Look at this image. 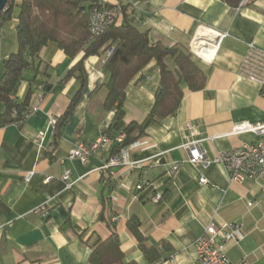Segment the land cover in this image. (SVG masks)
<instances>
[{"label":"crops","instance_id":"1","mask_svg":"<svg viewBox=\"0 0 264 264\" xmlns=\"http://www.w3.org/2000/svg\"><path fill=\"white\" fill-rule=\"evenodd\" d=\"M99 1L106 6L116 2ZM120 3L123 14L117 24L127 19L146 31L152 44L188 50L199 26L225 35L217 41L211 63L197 59L209 70L205 87L197 92L181 89L175 113L153 120L141 133L136 124L151 109L159 83L154 62L148 64L130 80L122 104L125 124L135 123L124 131L123 145L145 144L127 151L126 161L133 164L100 170L112 149L97 152L85 164L68 160V153L75 140L91 142L112 122L113 111L102 106L105 90L93 92L106 82L103 57L84 60L83 84L75 78L59 83L83 52L68 58L48 43L39 56L49 66L50 92L41 94L39 102L41 92L32 95L29 106L37 102L39 110L20 126L0 123V264H90L92 245L111 235L116 236L123 264H149L127 228L131 217L139 221L141 237L161 253V260L153 264H195L192 247L209 223L241 225L236 241L226 246L231 262L264 264V176L256 182H230L219 164L208 169L190 164L183 148L188 141L202 140L206 155L214 158L256 141L254 133L231 132L240 123H264V85L238 75L247 43L264 51V0L234 8L223 0ZM16 14L14 9L13 17ZM11 22L15 27V20ZM11 29L0 20V62L15 51ZM26 90L27 83L21 82L16 98L22 100ZM79 90L77 105L55 135L56 120ZM38 132H45L41 143H35ZM173 164L179 168L167 179ZM29 171L32 177L24 182L23 175ZM46 177H51L48 183ZM201 178L207 183L200 184ZM139 181L152 185L138 190ZM67 183L72 185L67 188ZM167 189L164 198L154 202V196ZM250 202L253 206L248 208Z\"/></svg>","mask_w":264,"mask_h":264},{"label":"trees","instance_id":"2","mask_svg":"<svg viewBox=\"0 0 264 264\" xmlns=\"http://www.w3.org/2000/svg\"><path fill=\"white\" fill-rule=\"evenodd\" d=\"M98 1H7L6 11L0 12V20L3 23L15 20V51L0 62V123L20 126L27 117V108L32 95L36 91L42 94L50 92L52 85L48 82L49 66L45 65L39 56L50 42L68 58H74L77 53L83 52L82 59L66 72L59 83L75 78L83 84L84 60L89 56L104 58L105 52L112 48L111 54L102 64V69L107 75L106 82L93 91L104 89L106 96L103 109L113 111L110 126L106 131L100 132L109 138H114L119 132H124L135 124L126 125L124 122L125 113L122 105L125 101L124 91L130 80L147 68L151 62H154L152 68L158 71L159 83L151 109L145 119L136 124L141 133L153 120L172 116L175 113L181 102V89L185 87L191 92L203 90L209 70H204L189 50L177 45L164 47L159 43L152 44L146 38L147 32L139 31L127 19L123 20L122 24L110 27L93 41H87L88 13ZM223 1L234 8L241 0ZM14 9H17V14L13 17ZM167 60L172 66L167 64ZM21 82L27 83V90L24 98L18 100L15 95ZM79 92L80 90L75 93L64 113L56 120L55 135L77 105ZM124 146L126 145L114 146L111 156H115ZM167 191L168 189L160 196L162 199ZM138 223L135 217H131L126 223L138 242V250L149 264L160 261L161 253L157 247L149 246L146 239L141 237ZM115 237L111 235L106 240L97 241L92 245L90 264H123V254L119 251Z\"/></svg>","mask_w":264,"mask_h":264},{"label":"built area","instance_id":"3","mask_svg":"<svg viewBox=\"0 0 264 264\" xmlns=\"http://www.w3.org/2000/svg\"><path fill=\"white\" fill-rule=\"evenodd\" d=\"M115 4L112 6H106L98 1L97 4H93L88 13L87 32L88 40L101 36L110 27L117 25L119 18L122 15V6L120 0H115ZM254 0H241L239 7L247 6ZM205 31L207 35L205 37L198 36L200 32ZM214 35L215 37H213ZM225 35L221 33H215L208 31L204 27L199 26L197 32L193 37L190 45V53L200 62L209 64L213 61L218 46L217 41L224 38ZM245 55L243 57L241 66L239 68L238 75L258 86L264 85V51L254 47L253 43H247ZM112 48L105 52V57L102 59L104 63L105 59L111 54ZM42 93L37 94L38 102L42 98ZM38 103L30 104L27 112V116L35 114L39 109ZM232 134L240 133H254L257 136L255 142L250 144H243L240 148L230 150L217 154L214 158H209L206 155L205 150L202 148V140H191L183 145V148L187 151L188 162L194 166H199L202 169H208L213 164H219L225 170L227 180L230 182L243 183L245 181L256 182L258 179L264 176V123L251 125L249 123H240L232 127ZM190 135H193V129L191 125H187ZM45 132H38L35 137V143H41L44 139ZM124 143V132H119L114 138H109L102 133L95 140L91 142H83L77 139L73 142L71 150L68 153V160H78L80 163L85 164L88 159L99 151L109 152L114 146H121ZM145 143L135 141L128 144L126 147L120 149L118 155L110 156L108 160L100 167V170H106L110 167H117L122 164L131 165L128 163L127 151L129 149L143 146ZM179 168L178 164H173L166 173L167 179H171ZM33 172L29 171L23 175L24 182H28L32 177ZM51 177H46L44 182L48 183ZM69 174L64 173L62 181H68ZM206 179H199L200 184H206ZM72 183H67L65 187H70ZM152 184L139 181L136 188L138 190L151 186ZM160 194L154 196V202L160 200ZM248 208L253 206V203L246 205ZM241 230V225L238 223H220L214 225L209 223L203 228L201 234L195 240L194 262L195 264H249L246 260L238 262H231L227 256V245L232 241H236L237 233Z\"/></svg>","mask_w":264,"mask_h":264},{"label":"water","instance_id":"4","mask_svg":"<svg viewBox=\"0 0 264 264\" xmlns=\"http://www.w3.org/2000/svg\"><path fill=\"white\" fill-rule=\"evenodd\" d=\"M8 0H0V12H5V6Z\"/></svg>","mask_w":264,"mask_h":264},{"label":"rangeland","instance_id":"5","mask_svg":"<svg viewBox=\"0 0 264 264\" xmlns=\"http://www.w3.org/2000/svg\"><path fill=\"white\" fill-rule=\"evenodd\" d=\"M6 27H12V29L11 30H13V33H14V38H15V27H14V24L11 22V20L10 21H8V22H6ZM167 63H169V61L167 60Z\"/></svg>","mask_w":264,"mask_h":264},{"label":"bare ground","instance_id":"6","mask_svg":"<svg viewBox=\"0 0 264 264\" xmlns=\"http://www.w3.org/2000/svg\"><path fill=\"white\" fill-rule=\"evenodd\" d=\"M201 35H202V33H199V35H198V36H200V37H201Z\"/></svg>","mask_w":264,"mask_h":264}]
</instances>
